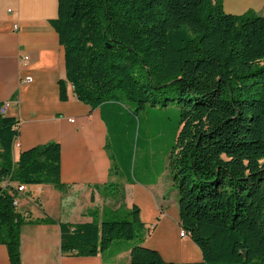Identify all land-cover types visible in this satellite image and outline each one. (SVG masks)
Masks as SVG:
<instances>
[{
	"label": "trees",
	"instance_id": "trees-1",
	"mask_svg": "<svg viewBox=\"0 0 264 264\" xmlns=\"http://www.w3.org/2000/svg\"><path fill=\"white\" fill-rule=\"evenodd\" d=\"M50 21L64 45L66 81L79 101L100 109L107 126L110 172L139 180L131 163L138 113L169 102L179 108L168 167L180 226L202 258L166 261L143 245V234L129 264H264V14L227 12L222 0H57ZM66 81L57 82L61 100ZM18 124L0 114V244L10 264H22L26 223H58L68 256H95L144 232L136 204L125 218L101 221L93 207L92 220L79 223L19 212L16 185H68L60 179L58 141L13 160Z\"/></svg>",
	"mask_w": 264,
	"mask_h": 264
},
{
	"label": "crops",
	"instance_id": "crops-1",
	"mask_svg": "<svg viewBox=\"0 0 264 264\" xmlns=\"http://www.w3.org/2000/svg\"><path fill=\"white\" fill-rule=\"evenodd\" d=\"M222 4L231 13L252 8L264 14V0H222ZM56 15L57 0H0V102L9 100L5 114L19 121L13 160L23 150L50 140L58 141L60 179L68 185L63 191L51 184L24 185V191L16 196L17 209L32 218L49 216L56 221L89 222L92 217L87 210L98 208L100 193L110 184L123 194V205L130 209L126 202L128 189L139 190L143 186L152 191L157 180L155 176L148 180L139 177L140 180L131 182L110 172L111 160L104 148L107 126L100 109L79 101L66 81L64 45L50 21ZM27 75L31 81L25 83L23 79ZM59 79L66 81L65 100L59 98ZM8 184L15 186L16 182ZM154 199L160 213L170 206L162 193L154 194ZM67 202L70 212L80 214L79 221L70 220L71 214L60 218V208ZM139 209L140 219L145 223L143 245L157 249L164 260L174 259L177 263L201 260L199 248L188 235L183 240L192 244L193 250H182L174 258L165 256V259L164 248L151 237L163 227L168 229L167 223L159 215L155 219L142 218ZM169 229H182L179 218ZM116 243L108 258L104 257V251L95 256H68L60 250L58 223H26L20 232V259L22 264H129L133 242ZM0 264H10L3 244H0Z\"/></svg>",
	"mask_w": 264,
	"mask_h": 264
},
{
	"label": "rangeland",
	"instance_id": "rangeland-1",
	"mask_svg": "<svg viewBox=\"0 0 264 264\" xmlns=\"http://www.w3.org/2000/svg\"><path fill=\"white\" fill-rule=\"evenodd\" d=\"M137 120L141 129L139 131L140 137L138 141H134L131 146V150L133 152L131 162L132 168L135 159L137 177L142 178V180H148L155 176V180L157 181L152 186V191L144 189L145 187L143 186L139 190L138 188L133 191L131 188L128 189V199L126 202L130 208L132 207L133 202H135L136 205H139L141 208L142 218L155 219V217L159 215L160 218H163L165 223H167V227H174V223L178 220V209L176 203L177 190L175 184L171 182L168 157L178 126L179 108L175 102H169L164 107L159 105L147 106L145 110L138 113ZM129 147L130 146L127 145L125 150L129 149ZM118 167L120 168L121 166L118 165ZM135 191L137 192L135 193ZM161 193L165 195L170 203V206L167 210L164 209L165 211L163 213H160L159 206H157L154 199V194L158 195ZM120 195L121 193L115 188V186H107V188L100 193L97 214L98 220L101 218L121 219L127 216L126 212L129 209H127L125 204L118 207V210L113 208L114 206L120 205L122 202ZM69 208V202L62 204L60 208V218H67L68 214H71V216H68L70 220L79 221L80 214L78 212H70ZM33 210L34 212L36 211V209ZM169 228L167 229L166 227H163L161 231L159 230L155 236L153 235L151 237L156 242L159 241V246L164 248V257L172 256V258H174L175 254L180 253L182 250H193L192 244H190L187 240H183V237H181V230L176 231L174 229L170 230ZM143 234V230L138 231L133 240L123 239L119 241L122 243L125 241L134 242ZM115 245H117L116 242L112 243L108 249L104 250L105 258L109 257ZM172 260L174 259H166V261Z\"/></svg>",
	"mask_w": 264,
	"mask_h": 264
},
{
	"label": "built area",
	"instance_id": "built-area-1",
	"mask_svg": "<svg viewBox=\"0 0 264 264\" xmlns=\"http://www.w3.org/2000/svg\"><path fill=\"white\" fill-rule=\"evenodd\" d=\"M15 27H17V24L15 23ZM27 56H25L24 58H26ZM29 81H31V77L30 76H25L24 77V79H23V82H29ZM9 105H10V101L9 100H4V101H2V102H0V114H5L6 113V111H7V108L9 107ZM71 121H73V120H71ZM16 142V141H15ZM15 144V143H14ZM8 183H9V181H4V185H8ZM16 187H17V191H18V193L19 192H22V191H24V185L23 184H20V185H16ZM14 203L16 204V206H17V199L15 198V201H14ZM180 235L182 236V237H185V236H187V233L183 230V229H181V231H180Z\"/></svg>",
	"mask_w": 264,
	"mask_h": 264
}]
</instances>
